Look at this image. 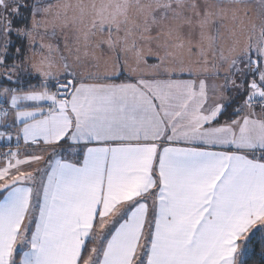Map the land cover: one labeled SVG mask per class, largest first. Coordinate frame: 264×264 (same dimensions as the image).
I'll list each match as a JSON object with an SVG mask.
<instances>
[{"label":"snow or ice","instance_id":"obj_1","mask_svg":"<svg viewBox=\"0 0 264 264\" xmlns=\"http://www.w3.org/2000/svg\"><path fill=\"white\" fill-rule=\"evenodd\" d=\"M0 98V264H246L264 0H0Z\"/></svg>","mask_w":264,"mask_h":264},{"label":"trees","instance_id":"obj_2","mask_svg":"<svg viewBox=\"0 0 264 264\" xmlns=\"http://www.w3.org/2000/svg\"><path fill=\"white\" fill-rule=\"evenodd\" d=\"M32 83H37L32 80ZM4 86L16 87L15 84H6ZM21 87H24L21 85ZM25 90H27L25 88ZM251 242L247 245V255L244 257L246 264H264V233L259 228L253 231Z\"/></svg>","mask_w":264,"mask_h":264},{"label":"crops","instance_id":"obj_3","mask_svg":"<svg viewBox=\"0 0 264 264\" xmlns=\"http://www.w3.org/2000/svg\"><path fill=\"white\" fill-rule=\"evenodd\" d=\"M8 105H9V108H10V111H11V106H10V103L9 101H7ZM46 107V106H45ZM14 117L9 115L7 117H3V118H0V131H4L5 128H4V123H7L8 125H12V121H13ZM13 129H17L19 127H21V125L19 124V122H17L15 125L12 126ZM15 131V130H14ZM14 133V132H13ZM16 133V131H15ZM12 141H15L16 142V139L13 138ZM20 145H23L24 147L19 150L20 152H34V151H38V146H29V145H25L23 139L21 138V140L19 141ZM4 158H0V162H3ZM41 167L43 166V162H41ZM257 228H259V225L257 226ZM256 228V229H257ZM256 229H253L256 230Z\"/></svg>","mask_w":264,"mask_h":264},{"label":"built area","instance_id":"obj_4","mask_svg":"<svg viewBox=\"0 0 264 264\" xmlns=\"http://www.w3.org/2000/svg\"><path fill=\"white\" fill-rule=\"evenodd\" d=\"M47 107V105H45ZM2 109H9L8 103L3 102V98H0V110ZM3 118V117H0ZM24 146L20 145L19 143V150H21ZM9 150L16 152L17 149V142L15 141H7L6 138H0V158H4L3 154L8 152Z\"/></svg>","mask_w":264,"mask_h":264},{"label":"rangeland","instance_id":"obj_5","mask_svg":"<svg viewBox=\"0 0 264 264\" xmlns=\"http://www.w3.org/2000/svg\"><path fill=\"white\" fill-rule=\"evenodd\" d=\"M7 87H10V86H7ZM8 101H9V103H10V106H11V100H10V98H8ZM26 103H31V102H26ZM14 132V133H13ZM12 136H13V138H15L16 137V133H15V131L13 130L12 131Z\"/></svg>","mask_w":264,"mask_h":264}]
</instances>
